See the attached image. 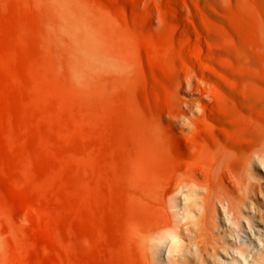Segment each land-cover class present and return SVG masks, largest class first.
Listing matches in <instances>:
<instances>
[{
  "label": "rangeland",
  "instance_id": "1",
  "mask_svg": "<svg viewBox=\"0 0 264 264\" xmlns=\"http://www.w3.org/2000/svg\"><path fill=\"white\" fill-rule=\"evenodd\" d=\"M140 3L0 0V264H137L124 246V159L138 119L171 107V34L196 46L181 73L264 79L229 53L237 43L261 61L253 0ZM227 30L249 36L230 42ZM165 134L168 154L194 155L195 137Z\"/></svg>",
  "mask_w": 264,
  "mask_h": 264
},
{
  "label": "bare ground",
  "instance_id": "2",
  "mask_svg": "<svg viewBox=\"0 0 264 264\" xmlns=\"http://www.w3.org/2000/svg\"><path fill=\"white\" fill-rule=\"evenodd\" d=\"M253 2L260 11L256 46L263 49L261 61L237 43L228 47L231 58L242 55L247 61L238 66L258 72L264 69V0ZM225 33L230 42L249 36L242 30ZM176 36L167 39L175 73L171 107L159 108L150 120L135 119L138 126L125 154L124 246L137 264H264V111L259 112L264 110V79L246 74L233 84L208 75V66L189 62L181 73L180 61L196 46ZM167 130L195 137L194 155L168 154Z\"/></svg>",
  "mask_w": 264,
  "mask_h": 264
}]
</instances>
